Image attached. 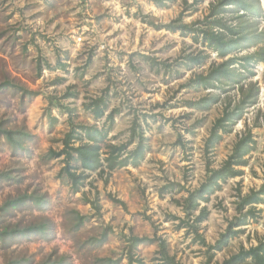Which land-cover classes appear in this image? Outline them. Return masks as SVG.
I'll list each match as a JSON object with an SVG mask.
<instances>
[{"label":"clouds","instance_id":"1","mask_svg":"<svg viewBox=\"0 0 264 264\" xmlns=\"http://www.w3.org/2000/svg\"><path fill=\"white\" fill-rule=\"evenodd\" d=\"M30 2L36 12L50 19L43 0ZM65 4L63 14H80L77 34L83 35L88 25L91 38L82 47L62 28L38 29L28 21L17 26L28 27L27 33L13 35L10 31L0 39V45L9 41L0 50V85L7 81L13 86L10 90H19L20 80L26 77L37 83L39 75L36 94L23 110L18 103L20 91L11 97L12 107H0V121L10 120L0 126V142L19 135L26 138L32 152L31 158L12 157L0 172L23 167V175L32 177L47 169H63L55 177L17 187L18 194L53 205L50 216L58 225L57 239L37 245L0 234V264H33L38 257L49 260L46 253L54 248L58 251L51 261L67 257L68 264H169V229L160 219L153 224L154 235L147 242L134 240L135 232L119 223L115 233L108 235L110 242H101L105 225L99 213L77 228L80 213L76 206L85 201L95 206L93 189L110 178L109 166L148 164L149 151L153 156L146 174L156 188L173 185L170 199L178 204L179 219L172 221V230L179 225V231L187 233L173 239L177 249L193 251L195 245L193 255L200 264H259L258 257L264 256V230L256 236L254 228L246 226L264 225V211L251 215L246 201L255 190L264 208V194L254 186L241 191L235 180L227 189L224 185L229 168L235 171L234 161L243 158L241 147L251 148L249 133L253 128L264 130V104L253 99V77L258 71L264 76V0H88L87 4L65 0ZM93 15L100 17L98 25L92 24ZM126 21V31L133 39L137 21L143 22L145 34L148 25L161 27L153 35L151 51L137 49L151 60L129 59L131 45L123 50L125 55L116 58L120 46L106 38ZM236 41L239 46L225 51L224 45ZM165 44L169 47L155 51ZM25 56L31 62L28 71L20 68ZM196 57L201 62L188 64ZM37 63L43 74L38 73ZM217 72L229 78H213ZM66 92L74 95L65 96ZM145 113L152 119L143 118ZM161 125L165 131L157 135ZM44 141L49 148L41 147ZM60 144L65 145L63 152ZM51 146L56 147L59 161ZM85 146L91 151L95 171H88L79 158ZM157 150L163 154L161 159L169 158L163 164L156 162ZM85 177L87 189L76 183ZM209 188L219 192L214 197L211 226L207 220ZM225 192L230 202L223 198ZM100 199H104L103 189ZM160 212L167 215V207ZM21 215L16 217L18 223L9 221V232L12 228L23 231ZM0 233H5L3 226ZM146 246L153 249L147 255Z\"/></svg>","mask_w":264,"mask_h":264},{"label":"rangeland","instance_id":"2","mask_svg":"<svg viewBox=\"0 0 264 264\" xmlns=\"http://www.w3.org/2000/svg\"><path fill=\"white\" fill-rule=\"evenodd\" d=\"M68 2H71V0H68ZM43 3L47 11V16L50 17V19H46L42 13L36 12V6L30 2V0H0V39H4L5 36H8L10 31L13 33V35H16L17 33H27L29 30L28 27H17L18 25L23 24L25 21L31 22V25H34L38 29H44L46 26L51 27L52 30L62 28L67 33H69L70 38L74 37L73 43L75 45H80L81 47L86 40L91 38L88 35L87 24H85L83 27L84 34H77V29L81 28L79 23V13H77L75 16L70 13L66 15L63 14L62 10L66 6L65 0H43ZM81 3L87 4L88 0H81ZM12 5H16V7H12ZM90 19L93 25H98L100 22V17L96 15L91 16ZM127 22L128 21L125 22L123 27L110 31L109 36L106 39L109 41L115 40L120 46V51L116 53V58L118 60L121 56L125 55L123 50L128 48L130 45L133 51L128 54L129 59L137 56H142L144 58V53L138 52L137 49L143 47L145 51H151L153 35L154 33L158 35L161 29L153 28L151 25H148L149 31L147 34H145L141 30L143 22L137 21L136 35L135 39H133L126 31ZM164 30L167 31V29ZM93 35H95V33ZM169 35H172V33H169ZM126 36L128 37L127 39L125 38ZM19 39L20 36H17V41ZM8 43L9 41L5 40L4 44L0 45V50H2L5 45H8ZM41 43H45V41L41 40ZM14 47L15 42L12 43V50H14ZM93 47H97V45H93ZM167 47L169 46L165 44L162 46V48H156L155 51L160 53L163 51V48ZM26 50L27 47L25 46V51ZM65 58H67V55H65ZM37 61H39V57H37ZM20 68L23 71L31 70V62L27 60L26 56L21 60ZM43 72L44 70L38 73L43 74ZM49 75H51V73H49ZM16 78L19 79V75ZM53 79L55 78L53 77ZM253 79L256 85L253 99L257 103L264 104V76H262L258 71ZM38 82L39 75L37 77V83ZM37 83H33V81L27 80L25 77L24 79L20 80L19 90H10V87L13 86L6 81L5 84L0 85V107L5 109L12 107L13 101L11 97L16 95V91H20L22 95L19 96L18 103L20 110H23L26 102H30L32 94H36ZM71 87L73 86L69 85V88ZM65 96L71 97L72 95L66 92ZM143 118L152 119V117L147 113L143 114ZM9 123L10 120H2L0 121V126L7 125ZM57 128H59V124H57ZM164 131L165 128L163 125H161L156 129V134L161 135L164 133ZM251 133L253 134V137L256 141V145L255 148L248 154V164L243 167L244 172L242 175L228 179V182H226L224 185L225 189L229 187V183L232 180L237 182L239 185V190L241 191L245 187L252 189L254 186L255 188H258L264 181V171H262V164H264V130L253 128ZM60 139V137H57L58 141ZM62 146L63 144H60L59 149H61ZM41 147L47 149L50 147V145L48 141H44L41 144ZM51 147L52 149L57 150L55 146ZM162 155L163 154L159 150L156 151L155 157L157 163L163 164L164 159H169H161ZM31 156L32 152L26 142L25 137L22 138L21 145L12 144L9 140L7 142H0V169H3L8 164H10L12 157L31 158ZM152 156L153 153L149 151L145 157V159L148 160V164L141 162L138 166L128 165L111 171L110 178L101 182L100 185L93 189V196L94 198L97 197L100 210L96 211L92 204L87 201L76 206V211L80 213V216L83 217L82 221L79 222L78 220L77 228H81L82 226L91 222V220L96 218L97 213H99L101 218H103L105 225L104 229L100 233L101 242L105 240V243H109L110 240L108 239V235L115 233L117 223H119L120 226L127 231H134L135 235L153 236V224L155 223L156 219H160L163 227L165 229H169V239L166 246L167 251L171 253V256L174 259V263L172 264H200L199 257L193 255V252L196 250L195 245H193V251H188L187 247L177 249V245L172 242L173 239L178 235H187V233L180 232V227H178V225L177 230H172V221L174 220H171L168 217V214L177 215L175 210L178 206L175 202L171 201L170 193L160 195V188H156L152 180H150L149 176L146 174L150 170ZM54 158L58 161L60 159V157ZM217 158H221L220 153L217 154ZM60 171L61 169H47L44 173H40L38 175L33 174L32 177H27L23 175L25 172L23 167L11 169L9 171L11 175L12 173H15V175H12L13 178L9 180L0 179V202L3 203L10 198L21 195L17 193V187L23 189L29 183L40 182L42 179L47 177H55ZM87 179L88 178H86L84 184L81 186L82 188L87 189L89 187ZM149 188L152 189L151 192H149ZM102 189L104 191L103 201L100 199ZM219 191L224 190L221 189ZM218 195L219 192L214 193L211 196L210 202L208 203L210 205L209 216L207 217L209 226H211L213 211L215 209L214 197H217ZM112 197L121 200L124 204L115 202ZM79 198V195H77V199ZM223 198L229 200L230 202V198L226 192L224 193ZM227 206V204L223 205V207ZM164 207H167L168 209L167 215H161L160 210ZM52 208L53 205L47 200H43L41 204L28 202L23 206L13 208L10 210V212L3 214L0 217V226L4 227L5 225H9V221L12 223H18L19 221L16 219V217L19 216V214H22L20 219H22L25 223L23 227L45 223V231L19 233L10 236L9 238L37 245L50 244L57 239L58 230V225L50 216ZM89 208L92 209L91 212L83 211L84 209ZM255 210L256 213L262 212L264 211V208H261V203H258L255 204ZM246 227H253L256 236L260 235L261 231L264 230V225H261L259 222H257L254 226ZM42 250L43 249L41 248L40 251ZM152 250L153 249L150 246H146L144 249V254L147 255V253ZM57 251L58 250L54 248L51 252L46 253V255L49 257V260H44L38 257L35 261H33V264H41L44 261L54 264H68L67 257L60 261H51V256L55 255ZM33 255H36V253H33ZM29 264H31V262H29Z\"/></svg>","mask_w":264,"mask_h":264},{"label":"trees","instance_id":"3","mask_svg":"<svg viewBox=\"0 0 264 264\" xmlns=\"http://www.w3.org/2000/svg\"><path fill=\"white\" fill-rule=\"evenodd\" d=\"M157 29H161L160 26H157L155 27ZM166 29V27H165ZM239 41H236V42H232L231 44H226L224 45V49L225 51L231 49L232 47H236V46H239ZM144 58L146 60H151L152 57L150 56H145L144 55ZM201 62V58L200 57H196V58H191L190 60H188V64H196V63H199ZM37 70L38 72L40 73L43 69L40 68L39 66V63H37ZM221 77H224V78H229L228 75L224 72H217L215 74H213V78H221ZM70 95H74L72 93H68ZM22 136H17L16 138H12L11 135L9 136V141L12 143V144H15V145H21V140H22ZM249 140L251 142V148H249L247 145H244L241 147L240 151L243 153V158L242 159H236L234 161L235 165H236V170H232L231 168H229L228 170V178H234V177H237V176H240L243 174L244 170H243V167L246 166L248 164V154L255 148V145H256V141L253 137V134L250 132L249 133ZM64 147L65 145L63 144L62 148L59 149L60 152H63L64 150ZM52 152H53V155L54 157H59L58 155H56L57 153V150L55 149H52ZM83 162H84V166L88 169V171H95L96 168L93 167V164H94V160L92 158V154H91V151L87 148V146H85V150L82 151L80 153V157H79ZM65 159H68V157H65ZM140 163H133V164H130L132 166H138ZM129 164H121L120 165V168L121 167H124V166H128ZM64 168H68V165L65 164L64 165ZM109 169H110V172L117 169L116 167L114 166H109ZM63 169H61L62 171ZM13 178L11 173L8 172V173H3V172H0V179H4V180H9ZM87 177H85L83 180H77L76 183H79L80 186H82L84 184V181L86 180ZM256 190L259 191V193L261 194H264V181L263 183L258 187V188H255ZM173 190V185H164L162 187H160L159 189V193L160 195H163V194H167V193H171V191ZM221 190V189H220ZM206 191H209V194H208V201L207 203L210 202L211 200V196L216 193L217 191H212L211 188L209 189H206ZM113 198V197H112ZM44 199H40V198H36V197H33L31 195H28V196H25L23 194L17 196V197H13V198H10L8 200H6L5 202H3V207L0 208V217L7 213V212H10V210H12L13 208H17L19 206H23L25 204H27L28 202H34L35 204H41L43 202ZM113 200L115 202H119L121 204H124L121 200L117 199V198H113ZM258 203H262L261 201V197L260 195H257V191H251L247 201H246V204L250 205V208H249V213L253 216H255L256 214V210H255V204H258ZM92 204V203H91ZM176 205L178 206V204L176 203ZM93 208L96 210V211H99L100 210V205L98 203V199L97 197L95 198V206L92 204ZM210 211V210H209ZM209 211L207 213V217L209 216ZM168 217L171 219V220H177L179 219V216L178 215H175V214H168ZM83 217L82 216H79L78 220L79 222L82 221ZM45 223H39V224H35V225H32V226H26V227H23V231H16L15 228H12L11 229V232L8 231V225H5L4 228H5V233H0V234H4L5 237H10V236H13L15 234H19V233H26V232H32V231H45ZM178 227H180L178 225ZM152 236H138V235H135L134 236V240H137L139 242H147L150 240ZM259 244V242H258ZM257 245H253V248H256ZM166 251H167V246H166ZM168 252V251H167ZM258 261H259V264H264V256H259L258 257ZM174 263V259L173 257L171 256L170 257V260H169V264H172ZM41 264H54V263H51V262H48V261H44L42 262Z\"/></svg>","mask_w":264,"mask_h":264}]
</instances>
